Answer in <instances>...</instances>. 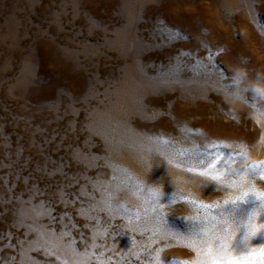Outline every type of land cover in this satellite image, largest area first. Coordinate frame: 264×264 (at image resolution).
Returning <instances> with one entry per match:
<instances>
[{
	"label": "rangeland",
	"instance_id": "rangeland-1",
	"mask_svg": "<svg viewBox=\"0 0 264 264\" xmlns=\"http://www.w3.org/2000/svg\"><path fill=\"white\" fill-rule=\"evenodd\" d=\"M0 264H264V0H0Z\"/></svg>",
	"mask_w": 264,
	"mask_h": 264
}]
</instances>
